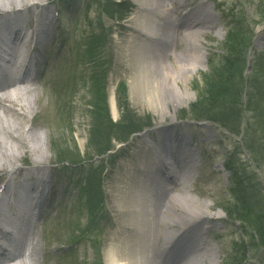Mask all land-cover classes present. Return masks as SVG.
Segmentation results:
<instances>
[{"label": "rangeland", "instance_id": "1", "mask_svg": "<svg viewBox=\"0 0 264 264\" xmlns=\"http://www.w3.org/2000/svg\"><path fill=\"white\" fill-rule=\"evenodd\" d=\"M7 1L10 2L11 8L26 9L27 13L34 8V5L42 3H48L49 6H53L52 8H54L55 4L59 9H64L68 5V3H65V0ZM82 1L76 0L71 7L74 8L77 4H81ZM215 1L212 0L213 3ZM17 2L20 4L17 5ZM199 2H202V0H198ZM205 2L209 13L212 14L214 23L217 25L216 32L204 33L195 39L198 55L202 54L204 60L202 62L200 61L196 66L195 69L198 71L190 70L188 72L187 75L189 78L186 86L180 83L171 84L173 87V89L171 87L172 91L171 89L165 88L162 75L169 68H175L174 57L172 58L170 55H166L168 52L167 47H162L159 50L161 54H158V56L157 54L154 55L152 61L145 63L147 66L124 57L125 44L122 35L119 34L120 30L114 28V20L118 16L120 9L118 7L120 4L116 0H111L113 6L106 5L105 0H90L91 8L87 12L88 19L91 20L92 24L97 25L96 27L93 25L91 34L102 35L105 41L104 45L109 40L110 48L108 54L110 55V62L108 63L105 60V67L103 69V73L108 69L109 79L107 89L105 88V79L103 78L102 80V75L100 74L95 75V77H99V82L94 84L93 79L90 80L91 87L88 88V77L82 72L81 67L77 65L79 59L86 60L87 51L92 46V42H89L88 38L86 39L84 37L87 31L83 34L84 29H90L89 26L86 25L84 27L83 25L82 28L81 26L77 28L74 23L76 19L72 18V16H67L66 13V15H62V22L60 24L62 28H50V35L46 30L44 31V29H40L41 27L38 26L36 29H29L31 35L36 38L37 43L42 45L45 53L49 57L54 58V61H50L49 66L45 68L43 78L27 84V86L31 87L24 89H30L29 96L27 95V97L32 101L33 113L26 114L23 129L25 132L35 131L34 134L41 139L38 148H35V150L38 149L41 152V155L31 154L32 147L29 149V145L23 143L15 153L17 160L9 164L11 168L0 172V187L7 180L11 179L16 170L22 167L23 164H28L29 167L40 166L41 169L50 173V176L53 178V184L55 186L54 191L50 195L51 201L52 197H54L52 205L50 206L49 204L50 200L43 203L42 217L37 222L32 236V238L38 240V246L41 250V256L38 253L36 256H33L37 264H84V260L87 261V264H95L93 256H91L93 255L92 247L96 246L97 248L101 241H103V248L98 253L102 263L106 264L107 252L111 247L115 248L119 246L123 240L120 234L121 230H124L123 227L126 219L121 213H117L120 215V221L118 222L116 220L117 217L113 218L111 211L114 210L116 212L123 208L125 198L122 191L126 190V173H130L131 177L137 180L140 176L137 174L134 175L133 171L139 170L140 167H145V169L141 170H146L151 165L152 161L150 158H147L149 156V151L147 150L149 146L146 143V136H150L149 130L151 127L170 124L177 126L179 123H183L179 126L184 127L192 135L193 139L199 142L194 159L196 168L191 170L193 181L189 182L191 190L189 193L193 200L196 199L200 204L202 203L209 208L206 214L216 222L218 233L220 234L217 236L210 233V235L204 237V240L207 242L206 246L213 247L215 250H217L216 247L220 248L221 251L216 255L218 264H225V262L231 264L240 258H247V264H264V251L262 250L256 251L252 248L243 257H239L236 255L234 248H231L232 241H237L242 236L238 231L240 225L232 223L231 221L228 222L224 214L227 205L229 203L232 205L233 201L229 198L227 191L228 187L231 186L229 175L222 168V162L225 159L224 156L228 152L234 150L239 154H244L247 152V149L251 151L249 137L260 138L264 143V128L263 132H258V126L254 124V120L250 119L253 114L254 116L256 114L259 115L261 120H263L262 125L264 127V105H260V109H255L251 113H245L244 123H241L239 136L233 137L209 123H201L202 121L195 122V116H192L190 113L191 107H196L206 100L205 93L209 91V85L214 82V76L212 75L217 74L223 69L224 54L229 53L230 48L232 49L230 39L233 34L232 32L224 33L227 29L223 30L226 19H220L217 9L215 8V11L211 4L206 0ZM217 3H220L223 7L221 14L223 16H225L226 12L227 15H235L239 11V17L243 21L244 31H252L248 35L251 41V47L249 49L251 58L248 59V69L244 73V77L250 78L255 75L254 64L252 65L255 57L264 54V0H217ZM3 4L9 6L6 1H3ZM3 4L0 5V8H2ZM17 6L19 7L17 8ZM103 6L107 12L105 10L103 11ZM17 11L21 12L19 10ZM135 11L140 12V14L143 12L137 8ZM148 11L150 10L148 9ZM115 12H117L116 17H114ZM134 15L140 16L135 12ZM232 19L233 17L230 16L228 22H232ZM57 25V22H55V26ZM112 28L114 29L113 34ZM35 31H38V33H35ZM63 39L66 42L65 47L61 46ZM96 43L101 44L99 41ZM171 48L174 49L173 45L168 50ZM174 50V56L178 58L181 55L183 56V54L186 56L183 49L181 52L179 47ZM99 54L100 48L95 52V56ZM162 59L164 62L162 65L164 67H155L157 62ZM51 65H54V67ZM140 67L143 69L147 67V71H150L148 74L158 81V85L160 84L161 86L160 90L167 99L174 97L172 94L174 91L176 93V97H174L176 102H173V105L175 104L181 107L173 111L171 106L167 105V114L163 118L162 115L153 113L146 105L144 99L134 93L131 88L136 83L134 79ZM116 83L119 84V87L114 92ZM52 84L54 85L50 87ZM20 86H23V84H20ZM215 90L213 89V91ZM47 91L49 95H47ZM113 92L117 99L115 103V116H113L111 109ZM185 94L189 99L184 102L181 97ZM50 95L56 98L55 104L49 98ZM245 101L246 97L243 98V102ZM260 102L259 100L258 104ZM4 106L6 108L13 107L14 110L19 111L10 101L4 102ZM88 106L98 107L103 112L109 108L108 111L111 112V118L114 121L118 119L116 124L113 123L117 126L118 131L122 127L119 125L122 122V117L128 120V122H131L136 130L139 131V134L130 138L125 145L123 144L124 146L117 145L115 147L116 144L111 139V144L115 145L113 146L115 147V151L111 152V154L113 156L118 152L117 154L119 156L114 157L110 162L107 161V156L99 157L100 160L98 162L94 160L96 158L93 155L96 142L92 143V141H95V137L99 139L102 137L110 138L117 134L110 133L109 130L106 132V122L104 119L100 121L95 118V112L90 111ZM129 106L131 111H127ZM56 107L58 109L62 107L61 114L60 110L58 112L56 111ZM256 110L257 112H255ZM0 115L7 119H12L13 117L2 114V112ZM180 116H188L191 120L186 119L183 122H178V117ZM1 124L2 121H0V126ZM204 126H209L211 130H206ZM247 126L249 127L246 131L244 128ZM148 128L150 129L148 130ZM255 130L257 132H254ZM207 136L209 139L205 140ZM243 137H247V144L243 142ZM10 144L17 148L16 145L18 144L16 142ZM145 147L146 151H143ZM73 153H77L78 155ZM253 158L256 161V165L260 167L258 171H253L256 186L260 187V197L258 200L253 198L247 200L250 202L251 210H255L259 203L264 206V148L258 159L256 158V154L255 156L253 154ZM58 163H63V165L60 166ZM74 163H80L78 168L76 166L75 168H71ZM101 164H103L104 168L100 166ZM89 165L99 169L101 172V174H98V172L93 174L95 178L93 181L95 185L94 189H89L87 186V179L92 180V175L88 172ZM175 173L184 175L182 169H176ZM171 174L174 176L172 171ZM168 175L165 173V177H168ZM80 179L83 181L78 187L80 193H77V187L74 190L73 184ZM174 181L178 183L174 177L172 182H167V188L170 187L174 190L170 194L172 197L178 195V193H182L179 184L177 187L172 184ZM100 184L101 191L103 190L105 193V198L101 192L102 203L101 207L97 210L94 202L98 203L97 199L100 198ZM83 195L84 197H82ZM89 208L92 213H95L92 218L93 222L96 221L94 227L88 221L86 215L89 212ZM202 211L205 210L202 209ZM173 213V210L169 213L170 220L174 218ZM100 218H104V220L105 218H109V220L113 218L116 225L114 227H107L104 234H102L97 230L98 226L103 223ZM139 221L142 223V218ZM194 222L191 221V224ZM82 225L90 230L87 236L88 238L85 240L77 236L79 227ZM118 229L121 230L118 231ZM182 229L183 227L181 225H173L167 232L170 234H168V238L171 239L175 234L178 235ZM234 230H236L235 233ZM158 236H162V234H158ZM202 237L203 234H201L200 238ZM244 240L247 243L249 241L248 236L244 237ZM142 241L143 239L139 242ZM181 253L177 252L164 262L171 264ZM199 257V252L195 253L192 251V259H199Z\"/></svg>", "mask_w": 264, "mask_h": 264}, {"label": "bare ground", "instance_id": "2", "mask_svg": "<svg viewBox=\"0 0 264 264\" xmlns=\"http://www.w3.org/2000/svg\"><path fill=\"white\" fill-rule=\"evenodd\" d=\"M3 1H6L10 7V2L7 0H0V5L3 4ZM19 4L20 3L17 2V5ZM123 5L124 8L120 10V14L117 16L120 22L117 23L114 28L120 30L119 34L122 35L125 44L124 57L136 61L138 64H142L141 61L144 60L143 65H145L147 61H152L154 55L157 54L158 56V54H161L159 50L162 49V47H167L168 52L166 55H170L172 58L174 57L176 69L169 68L167 72H163L162 75L165 88L170 90L174 83H180L186 86L189 78L187 75L188 72L190 70L198 71L195 69L196 66L200 61L202 62V60H204L202 54L198 55L195 39L202 36L204 33H212V31H215L217 28L212 14L209 13L208 7L204 1L202 0V2L198 3V0H133ZM2 6L6 5L3 4ZM52 7L43 5L40 8H33L29 13H20L17 17L9 12L1 13L0 27H7L9 22L14 20L17 25L23 28L28 25L31 19H34L36 25L44 28L50 35L49 29L52 27L56 28V11H54ZM88 7H90V5H87L85 10L81 13L79 11L78 14L81 28L83 25L84 27H86V25L90 27V29L86 30L87 32L84 35L85 38L91 35V29L94 25L86 15ZM136 8L143 11L141 12L142 14L135 11ZM215 8L219 11L221 16L223 12L222 5L218 3ZM148 9L152 13L148 11ZM134 12L141 17L134 15ZM239 14V11H237L235 15H231L233 17L232 21L242 22ZM172 19L173 22H171ZM123 20H126V23H123ZM94 26L96 27L97 25ZM102 27L104 28V26ZM164 27L175 31L167 40L162 41L159 35ZM112 32H114V29ZM22 36L24 37L25 34L23 33ZM161 42H165V44ZM171 45H173L174 49L179 47L180 52L183 49L186 56L184 54L179 58L174 56L175 50L172 48L168 50ZM1 54L2 48L0 46V55ZM8 58H10L9 60L11 62L13 57L8 55ZM163 63L162 59L157 62L155 67H164L162 65ZM86 71L89 72L91 69H87ZM148 72L150 71H147V67L146 69L141 67L138 68V72L134 79L136 83H134L131 88L134 93L144 99L146 105L153 113L162 115L163 118L167 114V105H170L173 111L181 106L173 105V102H176L174 99L176 93L173 91L172 94L174 97L167 99L164 93L162 94L160 90L161 86L160 84L158 85V81L150 76ZM6 75H8L6 71L0 70V80ZM11 85H13V83H8L5 87H0V91L6 90ZM29 93L30 89L23 91L16 90L15 93L4 95L0 99V111L2 114L13 116L12 121V119H7L0 115V121H2L0 126V172L11 168L9 164L17 160L15 153L23 143L29 145V149L32 147L33 150L30 152L31 154L41 155L38 149L35 150V148H38V144L41 143V139L34 134L35 131L31 130L25 132L23 129L26 114L33 113L32 101L27 97ZM181 98L184 102L189 99L186 97V94ZM6 101L12 102L13 106L17 107L19 111L14 110L13 107L6 108L4 106V102ZM50 103L49 99V104ZM111 109L115 116L114 100L111 102ZM182 124L183 123H179L177 126L174 124L155 125L150 129L151 137L149 135L146 136L147 140H151L153 148H156L155 146L158 143L160 145L158 148L164 151V153H167L170 162H168L167 165L162 163L163 170L165 173L169 174L167 178L169 182H172L173 177L177 180L178 183L174 181L172 184L175 187L179 184L182 193H178V195L173 197L170 196L174 190L172 188H164L162 183L154 177L148 176L146 170H141L145 169V167L133 171L134 175L137 174L140 176L137 179L139 180V184L136 183L137 180L134 177H131L130 173H126V190L122 191L125 198L123 208L116 212L111 209L113 218L117 217L118 219L116 218V220L118 222L120 221V215L117 213H121L126 219L123 227L124 230L118 229V231L121 230L120 235L123 237V240L119 246L115 248L111 247L107 252L106 264H170L164 261L175 255L174 249L177 250L176 252L182 253L171 264H218L216 255L221 251L220 248L216 247L217 250H215L213 247H208L206 246V240H204V237L210 235V233L217 236L220 235L216 222L206 214L209 208L202 203L200 204L196 199L193 200L189 193L191 191L189 182L193 181V177L190 174L191 170L196 168L194 159L195 153L199 147V142L198 140H194L192 135L186 131L184 127L179 126ZM204 127L206 130H210L209 126ZM208 139L209 137L207 136L205 140ZM12 142L18 144L16 145L17 148L10 144ZM147 150L149 151V157L152 161V149ZM143 151H146V147L143 148ZM153 160L155 163L159 162L157 157H153ZM176 169H182L184 175L176 174ZM171 171L174 173V176L171 174ZM14 174L19 177V179L15 183H11L9 180L6 181L2 188V193L4 195H12L15 198L18 187L20 185H28L31 188L40 189L45 192V203L48 201V194L54 191L55 185L50 178V173L43 169H17ZM20 202L23 204V200ZM202 209L205 211H202ZM172 210L174 211V218L170 220L169 213ZM113 218L110 220L107 218L104 221L101 228L103 233L107 227H114L116 225ZM140 218H142V223L139 221ZM37 221L38 220H36L35 223H37ZM191 221H195L194 223L196 224H191ZM171 225H181L183 229L178 235L175 234L170 239L168 238L170 234L167 232L172 227ZM235 232L236 230H234V233ZM33 234L34 229H32L26 237H32ZM158 234H162V236H158ZM201 234H203L202 238H200ZM82 235L84 238L86 237L84 232H81L79 236L82 237ZM141 239H143V241L139 242ZM190 242L191 245L189 244ZM235 243L236 241L233 240L232 246H234ZM92 248L93 255L91 256H93L95 264H98L101 259L98 251L102 250L103 246L98 248L93 246ZM169 248L173 250L168 253H163L165 249ZM37 249L38 240L36 242L35 239H32L28 242V246L22 257H19L20 259L17 261L10 260L6 264H37L33 258V256L37 255ZM192 251L195 253L199 252V259H192ZM6 252L7 251L0 249V258L4 256ZM188 256L189 259L187 260ZM84 264H87L86 260H84Z\"/></svg>", "mask_w": 264, "mask_h": 264}, {"label": "trees", "instance_id": "3", "mask_svg": "<svg viewBox=\"0 0 264 264\" xmlns=\"http://www.w3.org/2000/svg\"><path fill=\"white\" fill-rule=\"evenodd\" d=\"M105 4L113 6L111 0H105ZM104 10L107 12L103 6ZM114 14L116 17V13ZM230 32L233 34L230 39L232 49L230 48V52L224 54V67L217 74L212 75L214 76V82L209 85V91L205 93L206 100L196 107H191L190 113L192 116H195L196 121L211 122L225 129L230 134L239 136L241 123H244L245 113H251L255 109H260V105H264V54L262 56L257 55L252 63V65L254 64L255 75L250 78L244 77V73L248 69V51L251 43L248 35L252 31H244L243 21H233V25L230 27L228 33ZM91 37L94 40L89 51L96 52L102 47L103 37L102 35ZM97 41L101 44L96 43ZM213 89L216 90L213 91ZM244 97H246L245 102H243ZM259 100L261 101L260 104H258ZM91 111L95 112V118L100 121L103 118L105 119L104 121L107 122L105 123L106 132L109 130L110 133L119 135L118 138L115 137L116 141L126 140L138 132L135 126L123 117L122 122L119 124L122 127L118 131L116 125H110L111 122L106 109L103 112L98 107L93 106ZM250 119L254 120V124L258 126V132H263L264 127L261 117L257 114L254 116L253 114ZM248 127L244 129L247 131ZM254 132H257V130ZM111 138L102 137L100 140L98 137H95V141H92V143L96 142L93 155L101 157L111 151L113 147L110 144ZM247 141V137H243V142L246 143ZM249 144H251L252 152L247 149V152L241 156L234 152L224 161V169L229 173L231 182L229 198L233 201L232 205L230 203L227 205L225 214L240 225L239 233L242 239L231 247L234 248L236 255L239 257H243L252 248L264 250V208L259 203L255 210H251L250 202L247 201L252 196H258L259 190L257 189L258 186H256L253 171H258L260 167L256 165L253 154L254 156L256 154V158L258 159L259 155L261 156L262 154L264 143L260 138L249 137ZM73 154L78 155L77 153ZM94 170L99 174V169L94 168ZM87 186L89 189L94 188L90 179ZM246 236L249 238L247 243L244 240ZM243 260L244 258H240L231 264H242Z\"/></svg>", "mask_w": 264, "mask_h": 264}]
</instances>
